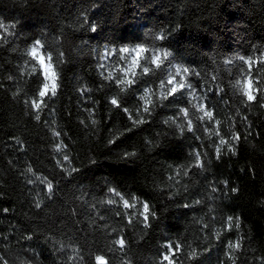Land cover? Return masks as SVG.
I'll list each match as a JSON object with an SVG mask.
<instances>
[{
  "label": "trees",
  "instance_id": "16d2710c",
  "mask_svg": "<svg viewBox=\"0 0 264 264\" xmlns=\"http://www.w3.org/2000/svg\"><path fill=\"white\" fill-rule=\"evenodd\" d=\"M0 25V264H160L169 243L181 245L176 264H233L229 241L235 264H264V0H0ZM36 40L59 74L39 120ZM137 45L152 70L121 91L99 67L104 51ZM154 50L171 54L159 69ZM239 57L253 61V102L234 87L248 71ZM176 65L202 100L189 89L160 99ZM217 130L234 154L225 145L217 158Z\"/></svg>",
  "mask_w": 264,
  "mask_h": 264
},
{
  "label": "snow or ice",
  "instance_id": "6c2138e0",
  "mask_svg": "<svg viewBox=\"0 0 264 264\" xmlns=\"http://www.w3.org/2000/svg\"><path fill=\"white\" fill-rule=\"evenodd\" d=\"M0 27H3V25H0ZM93 31L95 29L93 28ZM157 39H164V36H158ZM44 45L40 40L34 41L33 45L27 50L26 55L31 58V60L35 61L37 65H39V68L41 69V76L43 78V82L41 87L38 90L37 93V98H33L30 101L31 107L37 112L36 119L39 120V112L41 111L42 107L46 106L45 103V98L50 96H55L57 93V89L59 87L58 84V78L59 74L58 71L56 70L57 65H54L53 62V55L51 52H46L43 51ZM149 49L145 47L144 45H137L133 49H129L128 47H124L119 49V54L121 60H129L130 57V62L127 63L126 67L119 68V71L123 73L122 77L115 78V83L117 86H123L121 87V91H125L127 88L132 87L136 83L137 79V69H140L142 67L141 61L145 60V53H148ZM124 54H127L124 55ZM61 56L63 55L62 53L60 54ZM171 54L167 51L161 52L160 50H154L150 56L147 57V63L154 65L156 69L161 68V65L163 64L164 60H167ZM240 60L244 61L245 64L248 65V71L247 73L241 78L237 79L234 87H236L241 94L246 97L247 102H253L256 100V96L254 94V82L253 78L251 75V69H252V64L253 61L251 58H245V57H239ZM28 62L26 61V64ZM152 69H150L148 66H143L142 67V75L148 74ZM36 68L33 66L31 72L29 75L35 74ZM190 69L187 67H184L182 65H176L175 66V72H169L167 81H161L160 88L162 89L160 99H167L169 96H174L176 93L181 92L183 89H189L192 90V85L190 83H187L186 81V76L189 74ZM195 74V73H194ZM11 78V77H10ZM110 79L112 78L111 76L109 77ZM151 94L150 89H145L144 96H149ZM190 95L193 96L194 99H199L202 100V97H198L195 94V91L192 90L189 93ZM141 99H144V97H141ZM110 103L116 107H121L119 101L117 98H112ZM150 105H153V102L151 99H148L145 102V105L143 107V112L144 113H149L151 112V107ZM200 112L203 113L199 119L201 121H204L205 118H207L208 121L213 120V112L212 110L208 109L204 103H198L194 105ZM125 111H128L127 109H124ZM180 111L183 113L184 117H188L189 115V109L188 108H181ZM143 120H137L136 123H143ZM216 125L220 124V121H215ZM188 129L191 131L192 130V121L188 120L187 123ZM183 130V129H181ZM205 131H208L211 133L210 128H206ZM57 136H59V133H55ZM215 135L219 137V145L215 147V151L217 153V158L220 157L221 154V146H228L229 151H233L234 154V147L233 145L225 140L222 136H220L219 131L217 130L215 132ZM233 140H238L239 136L236 134H233L232 137ZM58 150L60 146H57ZM197 155V165L202 167V164H200L199 161V153ZM65 160L68 159L67 156L64 157ZM29 171H31V168H29ZM226 183V182H225ZM47 189L49 193L53 191V185L51 182L47 183ZM115 193V195L120 196L118 192H115L114 189L110 190ZM233 192L236 191L235 188L232 189ZM121 200L123 201V207L125 209L128 208H135L136 203L138 202V198L133 197L132 202L130 203L129 200L124 199V197H120ZM108 203H113L112 200H109ZM39 207V205H37ZM143 207V212L140 213V215L143 216L144 222L147 223L148 221V214H149V205L145 202L142 205ZM233 217H228L227 222H226V230L230 231L233 227L232 225ZM129 222L131 223V219H129ZM235 227L239 228V221L238 218L236 220ZM219 238V236H218ZM115 244L119 245L121 249L125 247V240L123 238L117 239ZM165 247L168 249L165 253L162 254L160 264H176L175 260V255L176 252L180 251L181 245L176 244L174 247L171 243L165 245ZM228 251H226L225 255L233 261V264H235V259L233 256V253L235 250H238L240 248V243L239 241L233 242L229 241L228 244L226 245ZM197 255L196 250L193 249L192 252L189 253V258H194ZM96 264H108V261L103 255H97L95 257Z\"/></svg>",
  "mask_w": 264,
  "mask_h": 264
},
{
  "label": "rangeland",
  "instance_id": "374dc122",
  "mask_svg": "<svg viewBox=\"0 0 264 264\" xmlns=\"http://www.w3.org/2000/svg\"><path fill=\"white\" fill-rule=\"evenodd\" d=\"M113 51H104L102 57V63L100 64V69L102 73H106L108 76L111 77H122L123 73L119 71V68L126 67L127 63L130 62L129 60H121L119 57L113 56ZM127 56V54H124Z\"/></svg>",
  "mask_w": 264,
  "mask_h": 264
}]
</instances>
